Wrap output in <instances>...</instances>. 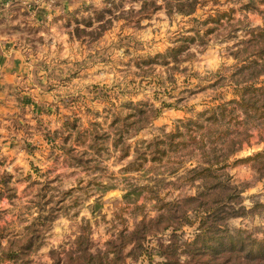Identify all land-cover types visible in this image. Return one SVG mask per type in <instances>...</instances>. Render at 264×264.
I'll return each mask as SVG.
<instances>
[{
	"label": "clouds",
	"instance_id": "clouds-1",
	"mask_svg": "<svg viewBox=\"0 0 264 264\" xmlns=\"http://www.w3.org/2000/svg\"><path fill=\"white\" fill-rule=\"evenodd\" d=\"M0 264H264V0H0Z\"/></svg>",
	"mask_w": 264,
	"mask_h": 264
}]
</instances>
